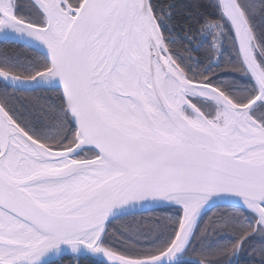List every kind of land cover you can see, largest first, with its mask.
Returning a JSON list of instances; mask_svg holds the SVG:
<instances>
[{
    "label": "snow or ice",
    "instance_id": "obj_1",
    "mask_svg": "<svg viewBox=\"0 0 264 264\" xmlns=\"http://www.w3.org/2000/svg\"><path fill=\"white\" fill-rule=\"evenodd\" d=\"M46 258L264 264V0H0V264Z\"/></svg>",
    "mask_w": 264,
    "mask_h": 264
},
{
    "label": "water",
    "instance_id": "obj_2",
    "mask_svg": "<svg viewBox=\"0 0 264 264\" xmlns=\"http://www.w3.org/2000/svg\"><path fill=\"white\" fill-rule=\"evenodd\" d=\"M144 211H149V209H145ZM43 264H50V261L46 258V259L43 261Z\"/></svg>",
    "mask_w": 264,
    "mask_h": 264
},
{
    "label": "trees",
    "instance_id": "obj_3",
    "mask_svg": "<svg viewBox=\"0 0 264 264\" xmlns=\"http://www.w3.org/2000/svg\"><path fill=\"white\" fill-rule=\"evenodd\" d=\"M181 2H183V0H181Z\"/></svg>",
    "mask_w": 264,
    "mask_h": 264
}]
</instances>
